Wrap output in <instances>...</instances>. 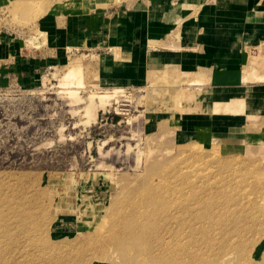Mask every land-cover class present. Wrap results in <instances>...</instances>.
I'll list each match as a JSON object with an SVG mask.
<instances>
[{"label": "rangeland", "instance_id": "obj_1", "mask_svg": "<svg viewBox=\"0 0 264 264\" xmlns=\"http://www.w3.org/2000/svg\"><path fill=\"white\" fill-rule=\"evenodd\" d=\"M120 1L0 0V46L6 48L2 54L12 45L26 53L43 50L46 33L40 21L46 14L106 11ZM96 58L84 53L71 56L33 86L20 85L0 71V264H131L132 258L148 263L155 258L149 248L152 235L116 231L135 219L129 207H139L145 197L150 201L152 187L168 182L185 186L190 201L200 202L202 208L206 203L223 202L216 207L221 211L210 207L212 213L216 209L213 215L223 226L214 233L220 238L209 233L214 238V252L223 255L234 247V257L222 264L240 260L241 264H264L260 249H264V226L258 220H264V146H248L246 151L239 141L212 140L207 134L184 142L165 126L159 132L144 128L155 96L161 99L169 94L175 111L197 117L243 115L244 98L214 104L208 110L200 102L185 108L183 101H194L189 95L194 99L196 93L184 90L179 79L166 83L180 85L174 94L158 93L154 85L143 92L106 89L97 85L93 75L88 79L86 69L84 84L72 86L77 95L63 93L60 84L68 70L89 61L93 69ZM253 59L256 68L264 69L262 48L250 61ZM250 72L246 69L244 83L264 81L263 75ZM106 90L121 91L104 102L93 96ZM246 93L245 99L255 104L252 89ZM160 108L167 109V105ZM225 125L226 119L217 116L214 128ZM189 145L199 147L196 156L179 158ZM216 148L223 156L222 165L210 161ZM224 232L231 235L227 238ZM139 243L144 245L141 255L133 251Z\"/></svg>", "mask_w": 264, "mask_h": 264}, {"label": "crops", "instance_id": "obj_2", "mask_svg": "<svg viewBox=\"0 0 264 264\" xmlns=\"http://www.w3.org/2000/svg\"><path fill=\"white\" fill-rule=\"evenodd\" d=\"M55 13L40 21L46 43L39 53L12 45L2 54L6 48L0 46V71L8 79L33 86L49 70L84 53L97 57L93 69L90 61L85 64L87 78L93 75L106 89L143 92L154 85L158 93L174 94L180 85L166 83L179 79L184 90L196 93L194 101H183L185 108L200 102L208 110L243 99L251 88L257 102L233 116L182 114L173 109L171 95L155 96L144 128L159 132L165 126L184 142L207 134L212 140L239 141L246 151L264 146V81L244 83L251 58L261 48L264 52V0H122L106 11ZM256 73L264 75V69L257 67ZM194 79L199 83L191 84ZM163 103L167 109L160 108ZM217 116L226 119L225 126L214 128Z\"/></svg>", "mask_w": 264, "mask_h": 264}, {"label": "bare ground", "instance_id": "obj_3", "mask_svg": "<svg viewBox=\"0 0 264 264\" xmlns=\"http://www.w3.org/2000/svg\"><path fill=\"white\" fill-rule=\"evenodd\" d=\"M214 4L215 3H213L212 5H214ZM245 15H246V13H245ZM236 16H237V14H236ZM232 17H233V15H232ZM123 55H125V54H123ZM254 61H255L254 59L252 61H250L249 66L246 68V69H251L250 73L256 72V69H255L256 68V65H255L256 61H255V64H254ZM257 61L260 62V60H257ZM259 62L257 63V65L261 64V63L259 64ZM263 63H264V60H263ZM83 67H85V64L79 62L78 64L73 65V67L68 70V73L65 75V79H63V81L60 84L61 85V91H63V93L66 92L67 94H69L72 97H75L77 95V92L72 90V86L73 85L82 86L84 84L83 79H82V76L84 75V68ZM258 67H262V66H258ZM261 77H264V75ZM194 83H196V82H194ZM120 91L121 90H106V91H103L100 93L96 92L93 96L98 97L100 100H103L102 102H104V100H106L107 98L111 97L112 95H114L115 93H118ZM191 97L192 96L189 95V100H194V99H191ZM243 101H244L243 103H245V105H246L245 106L246 110H247L249 105L253 104L248 99H245V97H244ZM93 102L89 106V107H91V109H89V111H88V113H90V114H91V110L93 108ZM250 116H253V115H250ZM197 148H199V147L194 146V145L185 146L184 150L182 151L181 154L178 155V157L179 156H181V157L182 156H192V155L195 157L196 156V150L195 149H197ZM209 156H210V161L212 163H217L218 165H222V163L224 162V160L222 158L223 156L221 157V154L218 152V148L212 150L211 155H209ZM225 162H227V158H226ZM179 171H181V170H179ZM197 172H199V171H197ZM179 177H181L180 179H183V176L181 174L178 175V178ZM218 179H219V177L217 178V180ZM115 184H117V183H115ZM113 185H114V183H113ZM157 190H158V193H157ZM212 191H213V189H212ZM214 193H217V192H214ZM228 194L230 197L231 193L229 192ZM258 194H259V192H258ZM231 196H232V194H231ZM263 197H262V199H264ZM150 198H151L150 201H145L147 199V197H145V200L141 204H139L140 205L139 207L136 205L132 206V207L128 206L130 209V212L133 214V216L132 215L131 216L135 217V219H132L131 222L125 223L123 225L121 231H116L117 227H116V229H114V232L115 231L116 232H133V233L134 232H140V233L143 232V234H146L149 232V234L152 235V239L149 240V243H150L149 248L151 250L150 251L151 255L154 254L155 258L148 263H145L144 261L137 262L135 258H132L130 260L131 264H149V263L150 264H222L223 262H226L229 259H231L232 257H234V255H235L233 253L234 247L230 252H228L227 254H223V255L221 254V252H214L212 250L214 247V240H213L214 238L210 237V236H212V234L216 233V231L218 233V230H221V228L223 227L221 222H220L221 220L218 219L217 216H215L213 214H216L218 210L222 209L221 207H220V209L216 208L217 206H219L218 203L221 204L222 201H220V202L216 201L214 203L208 202L209 204L203 203L204 205L202 208L199 205L200 202H197V201L191 202L190 201L189 195L185 192V186H183L182 184H177L174 186L170 182H168L167 184L164 183L162 185V187H160V186L152 187ZM204 199H206V198H204ZM247 202L249 203V201H247ZM247 204L245 203V207ZM214 205H216V206H214ZM212 206H213V208L217 209V211H216V209L213 210L215 213H212L213 208H210ZM233 209L234 208H232V210ZM218 213H220V212H218ZM227 213H229V211ZM135 214H138L139 216H134ZM229 215H231V214H229ZM258 220L261 221L259 226H264V220H262L261 217ZM114 221H117V220H114ZM240 226H242V225H240ZM100 228H101V226H100ZM98 229H99V227H98ZM99 232H100V230H99ZM209 233H212V234L210 235ZM224 234L225 235L227 234V238H228V235H231L228 232H226V233L224 232ZM100 235H101V233H100ZM216 235L217 234H214L213 236L219 237ZM215 240H216V238H215ZM228 241H227V243H229ZM216 242H218V241H216ZM113 243L116 247L117 244L115 243V241H113ZM227 243H225V244H227ZM215 244H217V243H215ZM226 247L231 248V245L229 246V244H227ZM28 249H29V247H28ZM260 249H261V253H263L264 249H262V247ZM143 250H144V245L140 244V243L135 246V250L133 249V251H137L139 254L141 252H143ZM205 250H207V251L205 252ZM191 251L193 253H191ZM68 252H70V251H68ZM210 252H212V254L208 255ZM148 258H149V256H148ZM242 258H244V256ZM140 260H141V258H140ZM240 261H239V263L237 262V264H241L242 261L241 262Z\"/></svg>", "mask_w": 264, "mask_h": 264}]
</instances>
